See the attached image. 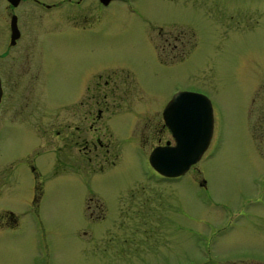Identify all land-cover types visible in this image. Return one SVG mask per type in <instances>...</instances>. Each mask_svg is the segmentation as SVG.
Returning <instances> with one entry per match:
<instances>
[{"label": "rangeland", "instance_id": "obj_1", "mask_svg": "<svg viewBox=\"0 0 264 264\" xmlns=\"http://www.w3.org/2000/svg\"><path fill=\"white\" fill-rule=\"evenodd\" d=\"M71 3V7L60 6L54 15L57 20L47 22L48 15L44 17L45 23H49L44 26L45 34L70 29L71 25V35L65 32L54 36L59 41V47L53 50L58 59L54 56L56 61L50 63L44 79L46 87L34 89L30 95V99L41 101L45 107L39 103L34 108L40 114L35 121L38 133L20 124L21 115L15 114L14 108H7L4 102L0 106V180L11 181L12 202L20 197L29 206L37 192L38 214L27 206L22 210L21 222L25 223L24 218L29 217L40 221L37 256L33 255V234L23 224L22 236L11 239L8 246H0V264H32L37 260L38 264H148L141 259L161 264L170 258L171 250L178 252L181 245L189 254L198 237L172 233L171 240L166 242L169 216L188 214L189 227H204L191 218L203 222L207 217H215L218 223L219 203L232 204L245 195L252 199V181L258 172L264 173V104L261 103L264 73L238 69L240 59L246 56L264 63V21L256 30L232 32L227 39L214 42V29L202 15L200 5H196L197 0H110L106 4L82 0L75 6ZM233 9L243 13L242 7ZM251 9L248 14L254 26L260 16L258 11H253L254 7ZM158 27L163 34L157 33ZM166 28L171 40L175 35L179 37L177 41L183 40L182 51L186 56L163 66L157 61L151 41H157L160 47ZM222 28L219 23V29H215L217 36L224 35ZM188 29H195L193 32L198 36L193 45L186 41L192 35ZM69 44L71 98L82 90L83 77L87 80L89 74L102 67V74L111 68L129 71L136 85L133 84L136 92L131 95L130 104L135 100V106L142 110L128 121L129 111L120 109L123 112L107 121L108 128L100 133L108 147L106 157L95 154L93 149H83L84 133L76 132L72 122L70 137L54 134L39 137L43 127L52 132L56 125L52 122L54 117L43 114H48L46 106L69 98ZM178 51L162 50L165 57H173ZM255 87L263 92L257 93L250 103ZM178 89L208 91L215 108V150L200 156L182 175L166 179L147 161L152 142L144 124L153 107ZM10 95L22 100L19 91ZM55 120L58 123L60 118ZM73 122L76 124V120ZM202 178L205 189L197 184ZM205 197L210 200L209 214L198 218L197 212L202 208L199 198L206 201ZM121 200L125 204L116 203ZM178 206L185 212L177 210ZM88 211L106 212L107 217L88 221L85 215ZM247 211L244 217L233 211L235 223L224 227L233 230L218 243L247 242V236L242 233L248 228L241 223L246 222L244 218L254 216ZM114 213H125V219L110 223ZM105 227L108 228L103 236ZM254 242L264 244V238ZM167 244L172 245L167 249ZM111 248L117 251L108 252ZM133 248L139 255L132 252L128 259L120 257ZM153 249L156 251L151 256H142Z\"/></svg>", "mask_w": 264, "mask_h": 264}, {"label": "flooded vegetation", "instance_id": "obj_2", "mask_svg": "<svg viewBox=\"0 0 264 264\" xmlns=\"http://www.w3.org/2000/svg\"><path fill=\"white\" fill-rule=\"evenodd\" d=\"M81 1L82 0H0V106L4 102L8 104L7 108H14L15 114L18 113V115H21L19 118L20 124L30 128L31 130H35L36 132L38 125L35 124V121L37 116H40V114H38V111L34 110V108L38 107L39 103L41 104L40 106H42V103L41 101L30 99V95H33L31 93L34 89L38 88V90H40L41 88L46 87L44 79L45 75L50 71V63L52 64L58 59L53 53V50L59 47V41L57 38L55 39L54 36L64 34L65 32H68L71 35V25H69L70 29L65 28L63 30H58L56 33L47 32L45 34L44 26L49 23H45L44 17L46 14L48 15L47 22L53 21V19L57 20L54 18V15L57 14V10H59L60 6L64 5L71 7V2H74L73 5L75 6ZM97 2L103 4L100 0H97ZM197 2L198 3L196 5H200L202 15L209 21V24H211L210 26L214 29L213 38L216 39L214 42L227 39L232 32L236 34L245 30H256L264 21V0H197ZM237 6L243 8V13L242 11H237V9H233ZM252 7H254L253 11H258V16L261 17V20L260 17L259 19L257 17L258 20H255L257 21V24L255 23L254 26H252L253 23L248 14V12H252ZM217 17H221L222 19H218ZM218 22L221 24V27H223L221 33H224V35L222 36H217L215 34V29H219ZM50 26L52 28L51 24ZM191 26L192 25L189 24V28ZM226 28H228V30ZM58 29H60V26ZM168 30L169 29L167 28L165 29V35L163 36V42L160 47L158 46L159 44H157V41H151L157 61L163 66H166L173 60H181L186 56V52L184 53L182 51V45L184 43L183 40L179 39L180 41H177L179 38L177 35L173 37L174 41L171 40V38H169L170 32ZM188 31H190L193 36L190 35L186 41H189L188 43L193 45L196 43L198 36H196L193 32L195 29H188ZM157 33H159V35L163 34L161 28L158 29ZM177 43H179V45H177ZM69 47V98L68 100L56 101L54 105L46 106L47 110H49L48 114H43L46 116H52V118L54 117L52 122L56 125L53 127L52 132H47L43 127L39 137H46L49 134L70 137L72 122L76 132L80 134L84 133L81 136V145L83 149H93L95 154L99 153L100 157H106L105 155L107 154L108 147L105 146V142L103 143L101 140L100 133L103 132V128H108L107 121L114 118V116H116L119 112H123L120 109L129 111L126 113L128 114L126 116L128 121L134 118L135 113L142 110L139 106H135V100L132 99L133 101L130 104L131 98H133L131 95H134L136 92H134L135 83L133 82V77L129 71L122 68H111L106 71V74H102V72H100L104 67L99 68L89 74L87 80L86 76L83 77L84 83L82 90H80L76 97L71 98V44H69ZM173 48L179 49V51L175 52L176 54H173V57L170 55L165 57L162 50L164 51V49H166L167 52L171 53ZM54 56H56V60ZM247 63L250 65L247 66ZM238 69H245L247 71H253L254 73L260 74L264 73V63L260 64L256 58L246 56L240 59ZM5 80H7L8 83H5ZM132 86L133 91L131 90ZM6 87L8 88L7 90ZM256 87L251 93L250 103L254 101L259 92H263L261 89L256 90ZM13 91H19V96H22L21 101L14 98L15 94L12 96L10 95V92ZM186 91L199 93L198 95H195L193 103L199 107L201 117H205L207 111L210 116L208 136L201 152V156L214 152V140L216 139L214 134L215 108L213 107V102L209 97L208 91ZM171 95L172 93L164 99L162 104L157 107H153L154 109L149 112L152 117L149 116L147 124H144V129H147L148 133H150L152 142L148 147V152L156 145L173 143L171 129L162 114L163 107L170 99ZM261 103L264 104V96ZM259 106L262 109V106ZM42 108L44 109L45 107L42 106ZM246 108L248 110L249 106L247 105ZM55 118H60L59 121L62 122L58 121L57 123ZM247 118L248 117L246 116V120ZM71 119L73 121L76 120V124H74ZM248 127L249 126L246 121L245 130H247V133L245 134L247 139L249 135ZM141 133L142 131L138 133L139 139V135H141ZM204 133L205 130L202 129V137L204 136ZM142 140L144 143L145 138H142ZM112 162L113 161H111V163ZM190 166H193V164ZM252 183L253 185L250 187L252 199H250L248 195H245L239 197L238 200L232 204L219 203L221 218L218 219V223L215 217H207V219L203 222L202 220L191 218V220H194L193 222H196L197 224L202 225L203 223L204 227H189L190 222L188 220V214L179 213L180 216L176 215L175 217L170 215L172 218L169 216L166 225V242L171 240L172 233L178 235L188 233L194 234L198 237L197 243L192 245L193 252H189V254H187V249L181 245V247L178 248V252L171 250L170 258L159 263L264 264V244L254 242V239L264 238V173L258 172L256 179H254ZM197 184L201 185L202 188L205 189L203 178L201 181H198ZM12 189L13 186L10 180H0V246H8L11 239L14 238L15 240L22 236L25 233L23 224L28 225V230L31 231L34 237L33 247L35 249L33 255L37 256L40 221L38 218L33 219L29 217L24 218L25 223L22 224V210L27 208L28 203L20 197H16L15 201L12 202ZM36 194L37 192H34L31 205L28 207L33 209L37 215ZM201 199L203 200V198H199V202L202 204V208L199 212H197L198 215H200L198 218H203V216L209 214L207 211L211 206H208L210 203L209 197H205L206 201H201ZM122 202L125 204L123 200L117 201L116 203L121 204ZM175 208L177 210L181 209L185 212L181 206ZM15 210L19 211L16 212ZM233 211L239 215H243V217L246 211L247 214L248 212H253L254 214L252 218H244V222L246 221L244 224L243 222L241 223L248 228L247 230H244V233H242L247 236V242L245 244L218 243V240L224 238L228 232L233 230L224 228L227 225L235 223L236 217ZM231 212L233 213L231 214ZM85 215L87 216L88 221H97L107 217V213H103L102 211H96L95 213L88 211ZM124 215L125 213H114L113 216L110 217V223L112 220L116 221L125 219ZM191 225L193 226L195 224L192 223ZM106 228L108 227L102 229L103 236ZM251 228L253 230H251ZM133 230L138 231L139 228H133ZM251 232L257 233L254 234ZM171 245L172 244H167V249L170 248ZM149 248L152 247L149 245ZM107 251L111 253L117 251V249L111 248V250L107 249ZM154 251L156 250L153 249L151 251H145L142 256H151L150 253H154ZM158 251H160V249ZM132 252H137L139 255L136 248L130 249L124 254H122L123 252L119 253L122 254L121 256L119 254L118 255L123 259H128L132 256ZM140 261L142 263L147 262L148 264H153L149 260L141 259ZM32 264H38V260Z\"/></svg>", "mask_w": 264, "mask_h": 264}, {"label": "water", "instance_id": "obj_3", "mask_svg": "<svg viewBox=\"0 0 264 264\" xmlns=\"http://www.w3.org/2000/svg\"><path fill=\"white\" fill-rule=\"evenodd\" d=\"M106 3L108 0H100ZM199 93L176 91L165 104L162 114L171 129L173 144L153 147L147 157L149 164L164 176L182 174L200 156L206 142L210 124L208 111L201 117L200 109L193 103ZM202 129L205 130L202 137Z\"/></svg>", "mask_w": 264, "mask_h": 264}]
</instances>
